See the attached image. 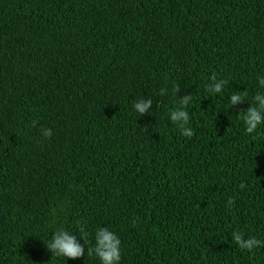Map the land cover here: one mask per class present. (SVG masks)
Wrapping results in <instances>:
<instances>
[{
    "label": "trees",
    "instance_id": "16d2710c",
    "mask_svg": "<svg viewBox=\"0 0 264 264\" xmlns=\"http://www.w3.org/2000/svg\"><path fill=\"white\" fill-rule=\"evenodd\" d=\"M258 77L264 0H0V264H101L102 227L120 264H264L232 239L264 240V126L241 112ZM60 229L84 257L47 248Z\"/></svg>",
    "mask_w": 264,
    "mask_h": 264
},
{
    "label": "clouds",
    "instance_id": "9594fccd",
    "mask_svg": "<svg viewBox=\"0 0 264 264\" xmlns=\"http://www.w3.org/2000/svg\"><path fill=\"white\" fill-rule=\"evenodd\" d=\"M259 85L264 88V77H258ZM228 81L223 79L213 78L212 82L207 85L206 91L216 96V94L223 95L224 89L227 86ZM178 94L180 89L175 90ZM162 94H165V90H162ZM247 93L233 94L229 97L231 106L245 102V96ZM191 96L181 97L177 107H175L170 113V120L179 125L182 130V134L186 137L193 135V129L189 127L190 115L187 111V105L191 101ZM152 99H140L134 105V109L141 116L150 112L152 108ZM242 120L245 126L247 134L257 133L261 126H264V92L258 93L253 98L251 107L246 110H242ZM43 136L50 138L53 132L50 128L41 129ZM231 203V201H230ZM83 238V237H81ZM232 239L242 250L252 251L254 249L264 247V240L256 237L244 238V233L234 231L232 233ZM84 240V239H83ZM94 248L88 249V255H95L100 259L101 264H120L121 261V240L119 237L106 227L100 228L95 235ZM85 244L87 243L84 240ZM85 244L77 242V236L70 234L69 231L60 229L53 235L52 241L47 243V248L58 257H66L67 259H77L84 257Z\"/></svg>",
    "mask_w": 264,
    "mask_h": 264
}]
</instances>
